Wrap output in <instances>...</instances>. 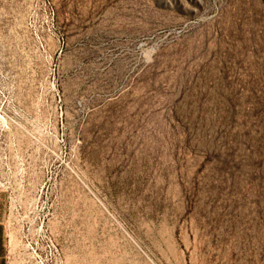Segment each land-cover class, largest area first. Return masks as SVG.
<instances>
[{
  "label": "rangeland",
  "instance_id": "1",
  "mask_svg": "<svg viewBox=\"0 0 264 264\" xmlns=\"http://www.w3.org/2000/svg\"><path fill=\"white\" fill-rule=\"evenodd\" d=\"M6 264H264V0H0Z\"/></svg>",
  "mask_w": 264,
  "mask_h": 264
},
{
  "label": "crops",
  "instance_id": "2",
  "mask_svg": "<svg viewBox=\"0 0 264 264\" xmlns=\"http://www.w3.org/2000/svg\"><path fill=\"white\" fill-rule=\"evenodd\" d=\"M7 196L0 190V264H6V231L3 217L6 210Z\"/></svg>",
  "mask_w": 264,
  "mask_h": 264
}]
</instances>
